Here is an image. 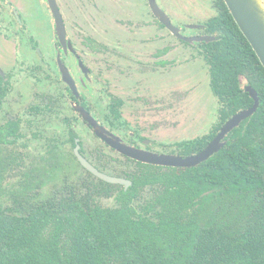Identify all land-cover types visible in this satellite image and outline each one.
<instances>
[{
    "label": "trees",
    "instance_id": "trees-1",
    "mask_svg": "<svg viewBox=\"0 0 264 264\" xmlns=\"http://www.w3.org/2000/svg\"><path fill=\"white\" fill-rule=\"evenodd\" d=\"M211 3L215 15L203 35L216 40L201 43L199 54L219 121L208 135L179 144V155L203 150L253 105L246 86L259 98L255 114L197 167L124 159L133 164L120 176L131 181L127 190L86 171L77 183L64 176L42 197L41 185L27 183L23 200L0 202V264H264V68L224 1ZM100 198L113 206L102 207Z\"/></svg>",
    "mask_w": 264,
    "mask_h": 264
},
{
    "label": "flooded vegetation",
    "instance_id": "flooded-vegetation-1",
    "mask_svg": "<svg viewBox=\"0 0 264 264\" xmlns=\"http://www.w3.org/2000/svg\"><path fill=\"white\" fill-rule=\"evenodd\" d=\"M191 26L197 28L189 30L203 29ZM176 41L190 46L159 22L147 0H0V141L18 147L40 143L36 151L47 156L59 155L66 145L74 155L78 146L91 165L104 171L97 155L95 164L85 157L81 125L114 150L76 108L113 135L118 125L126 132L124 105L162 107L175 94L167 87V76L174 83ZM120 86L130 94L127 99ZM127 135L128 141L115 136L132 148L180 157L187 156L179 155V144L191 141L170 144L176 151H154L137 131ZM132 165L122 168L129 171Z\"/></svg>",
    "mask_w": 264,
    "mask_h": 264
},
{
    "label": "rangeland",
    "instance_id": "rangeland-1",
    "mask_svg": "<svg viewBox=\"0 0 264 264\" xmlns=\"http://www.w3.org/2000/svg\"><path fill=\"white\" fill-rule=\"evenodd\" d=\"M157 4L185 37L203 35V29L189 30L188 26H203L215 15L211 0H157ZM176 47L178 69L174 83L167 76L168 89H175L172 99L167 97L162 107L149 106L147 109L127 103L123 107V119L129 128L126 133L121 129L124 126L118 125L113 131L115 135L128 141V132L135 130L143 139L151 141L154 151H176L169 148L170 144L202 138L217 125L219 104L210 90L208 67L199 54V46H186L176 41ZM120 87L127 99L130 94L125 92L123 86ZM29 98L30 94L27 93L26 99ZM26 99L24 105L28 103ZM14 111H11L12 115ZM50 132L52 130L46 132V136ZM80 139L85 157L92 164L96 162L95 154L97 162L103 167L102 172L115 177L123 175V157L95 140L82 125ZM10 144L0 143V159L4 161L0 169V202L3 206L9 207L14 200H23V196L27 195L23 191L27 183L41 185L39 193L42 197L53 186H59L64 176L71 183L85 178L84 171L72 159V149L67 145L59 155L47 156L36 151L38 146L41 147L40 143L33 142L23 147ZM96 151H101V156ZM8 156L10 163L5 160ZM98 202L102 207L114 204L111 198H100Z\"/></svg>",
    "mask_w": 264,
    "mask_h": 264
},
{
    "label": "water",
    "instance_id": "water-1",
    "mask_svg": "<svg viewBox=\"0 0 264 264\" xmlns=\"http://www.w3.org/2000/svg\"><path fill=\"white\" fill-rule=\"evenodd\" d=\"M153 15L159 22L168 29L179 40L187 44L194 43H209L215 41V37L211 35L185 37L180 33V29L171 24L167 14L158 6L156 0H147ZM228 8L233 20L238 26L240 32L245 37L253 52L255 53L260 64L264 68V0H223ZM56 22L60 24L57 12L53 11ZM58 24V25H59ZM189 29L197 28L196 26H188ZM58 30V26H57ZM244 91L247 92L253 101V105L249 109L241 110L231 116L215 134L213 139L206 147L197 154L180 157L175 155H159L132 148L124 144L120 138L107 132L103 127L99 126L83 109L76 108L81 114L84 121L90 126L94 134L107 146L116 151L123 157L133 161L165 168H194L201 163L207 161L214 154L219 152L225 145L227 135L236 129L244 120L251 117L259 107V98L255 90L250 86H246ZM74 156L80 164L81 168L85 169L97 179L112 185H122L127 190L131 181L123 177H115L107 175L93 165H91L80 153L79 147L74 149ZM264 182V177H263Z\"/></svg>",
    "mask_w": 264,
    "mask_h": 264
}]
</instances>
